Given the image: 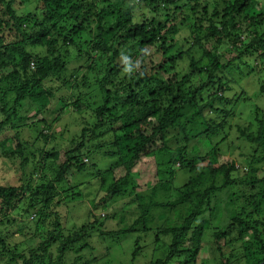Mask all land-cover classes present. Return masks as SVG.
<instances>
[{
  "label": "trees",
  "instance_id": "16d2710c",
  "mask_svg": "<svg viewBox=\"0 0 264 264\" xmlns=\"http://www.w3.org/2000/svg\"><path fill=\"white\" fill-rule=\"evenodd\" d=\"M30 1L38 2L41 10V14L35 12L32 18L17 14L21 0H0V136L7 134L6 137L14 140V147L0 141V158L16 166L19 179V184L0 185V264H67L70 254L75 255L72 264H86L79 255L92 249L86 231H95L103 239L135 233L140 228L149 231L148 215L153 208L162 207L175 216L166 217L163 221L166 228H157L156 237L169 235L171 243L168 254L156 259L155 264H170L179 256L192 259L198 254L209 227L205 219L196 227L192 224L209 208L215 194L230 186L231 175L237 172L234 161H220L221 146L227 138L224 136L228 131L226 120L235 114L225 108V103L231 104L227 96L229 86L219 73L228 69L239 55L253 57L252 52L259 51L260 59L264 60V12L259 1ZM89 18L91 24L83 26ZM185 31L190 37L189 41L185 40L188 47L174 55L178 47L174 37ZM46 43L54 46L49 54L42 51ZM224 44L232 51L231 59L225 64L219 54ZM74 50L78 53V63H85L89 72L96 70L91 53L97 54L99 59L105 57L107 62V74L93 90L98 92L96 99L100 100H95L97 105L91 108L97 124L91 130L83 128L81 142H74L73 148L53 153L48 148L50 136L39 130L42 124L48 127L44 119L53 106V88L46 83L60 79L57 74L63 72L60 69L67 60L66 54ZM184 59L189 62L179 78L175 66ZM89 77L92 79V73L81 74L80 79L88 82ZM93 85L88 84L91 88ZM255 99L259 100L257 96ZM85 102L75 98L74 112L90 109ZM222 104L223 108L219 109ZM28 121L35 122V126L29 128L34 132L30 144L22 142L18 132ZM117 122L121 126L120 133L111 142L85 148L84 138L89 132L94 134L99 126ZM255 122L258 125L256 136L249 131L253 123L238 131L248 146L256 144L264 153V116H256ZM173 132L178 136H172ZM179 136L184 144L170 150L169 140ZM189 143L193 145L186 148ZM107 146L111 149L106 154L117 159L112 169L124 172L119 179L112 176L107 195L123 197L132 193L135 188L131 174L146 160L155 162L160 181L147 189L148 192L134 195L138 217L128 230L106 232L102 229L103 222L93 229L91 224L95 225L97 218L89 225L65 229L58 210L65 203L62 194L68 188L67 185L60 187L65 183L64 176L71 168L77 173L89 171L86 170L88 160L83 157L92 159ZM258 146L256 152L260 154ZM257 153L247 158L249 167L251 163L260 164L262 157ZM167 156L170 159L166 160ZM175 164L187 176L185 182L176 187L164 183L165 176L174 175ZM89 168L96 170L92 164ZM47 173L52 175L50 180ZM253 173L250 169L244 176L243 185L251 184L249 192L243 193L244 199L234 198L240 199L241 209L245 210L246 205L252 207L251 212L242 215L232 209L229 230L218 229L211 236L219 264L264 262V178L257 180L256 176H248ZM39 175L43 178L41 183ZM96 179L102 190L104 177L98 175ZM255 183L261 190L252 194ZM120 184L128 186L118 191L116 187ZM81 187L87 185L81 184ZM160 190L168 192L164 200L163 196L158 199ZM99 205L100 202L94 203V210L104 211V206ZM41 228L45 232L41 233ZM39 233L40 240L25 246L26 238L34 240ZM138 241L139 238L136 243ZM137 252L135 249L132 260Z\"/></svg>",
  "mask_w": 264,
  "mask_h": 264
},
{
  "label": "rangeland",
  "instance_id": "374dc122",
  "mask_svg": "<svg viewBox=\"0 0 264 264\" xmlns=\"http://www.w3.org/2000/svg\"><path fill=\"white\" fill-rule=\"evenodd\" d=\"M28 1L30 2L29 4ZM28 1L21 0L16 9L17 14L30 16L31 18L35 17V12L41 14L40 4L38 2ZM258 1L261 5V10L264 12V0ZM35 8H37L36 11ZM88 24H91L90 18L83 23V26L86 27ZM244 37L245 36L242 35V38ZM247 38L248 37H246V42L249 40ZM189 39L188 31L183 32L180 36L174 37L178 45L174 55L182 50L184 51L188 47V43L185 42V40L189 41ZM60 45L61 41L59 40L56 48L59 49ZM53 48V45L50 46L46 43L42 51L43 53L49 54L52 52ZM76 51L77 50H74L72 53L66 54L67 60L63 68L60 69L63 72L57 74L60 79L54 83H46L48 87L53 88V99L51 100L53 106L51 105L44 119L45 124L49 128H45V125L42 124L39 130H44V134L50 136L48 148H50L53 153L56 150L73 148L75 146L74 142H81V130L83 128L91 130V128L97 124V118L91 108L97 105V103L94 102L95 100H97V102L100 100L96 99L98 97V92L93 90L97 87L96 83L107 74V62L105 57L99 59L97 54L91 53L90 58L96 61V70L89 72L85 63H78L80 60L78 53L75 54ZM252 53H254L253 57H249L247 54L243 56L239 55L237 59L232 60V65H230L228 69L222 70L219 73L221 80L224 82L227 81L228 84H225L229 86L227 96L230 97L229 101L231 104L225 103V108L229 112L231 111V114H235L233 117H230V115L228 120H226L228 122L226 123L228 124V131H226L224 136L227 138L225 143L221 146L220 161L222 163L234 161L237 165V172L232 173V182L230 186L216 193L211 200L209 208H205L204 213L196 217V221L192 224V227H196L202 219L208 220L209 224V229L207 228L205 231L206 236L203 238L198 254L192 259H185L179 256L173 259L170 264H219V260L214 251V245L210 242V240H212V234L217 232L216 230L218 229H222L223 231L229 230L232 225L229 220L232 209H237L242 215H246L252 210V207L247 205L245 210L241 209L239 207L241 203L240 199H234L235 196H240L244 199L243 193L249 192L248 190L251 184L247 186L243 184L245 180L244 176L249 173L250 169H253L254 173L248 176H256L257 180L264 178V153L256 144L254 147L248 146L245 141L242 140L240 132L238 131L239 129L242 131L246 126H249L250 123H253V126H251L253 128L249 131L256 136L258 134V125H256L255 117L264 116V60L260 59L259 51ZM219 54L224 64L232 57V51H230L227 44L219 48ZM187 62L189 61L184 59L176 63L175 73L179 75V78L183 76V73L186 71L184 67L188 65ZM87 63L90 64L91 61L88 59ZM90 73H92V79L89 77L88 82H83L80 79L81 74L89 75ZM68 81H71V83L68 84ZM65 83H67V85H65ZM90 83L96 86L93 85L91 88V86H88ZM87 86L88 88H82ZM135 89L136 88H134V90ZM241 92H243V94ZM255 96H257L259 100H256ZM75 98L86 101V106L90 107V109H83L79 111V113L74 112L75 108L72 106V102ZM248 98L251 99V103L248 102ZM222 106L223 105H220L219 109L223 108ZM41 118L43 117H39V119ZM105 118L107 119V116ZM1 121L2 114L0 112V122ZM35 122H37L36 119ZM35 122L28 121L25 123L24 128L18 130L22 142H27V144L31 143L34 132L29 128L35 126ZM120 127L118 122L113 125L106 123L99 126L96 133L91 134L89 132L84 138L85 148H92V146L99 142H111L114 136L119 135ZM6 135L7 134L0 136V141L14 147V140L12 137H6ZM172 136L178 135L176 132H173ZM201 143H203V141ZM183 144V138L179 136L176 139L169 140L167 146L170 150H175L176 148L182 147ZM190 145L192 146L193 144L189 143V146L186 148H190ZM257 146L260 149V154L257 153ZM109 149H111L110 146H107V149L106 147L101 149L100 152H96V156L92 159L83 157V159L86 158L88 160L86 164L89 165H87L86 170L89 171L77 173L74 168H71L64 176L65 183L61 184L60 187H65L67 185L68 188L62 194L65 203L62 204L58 210L61 215V224L65 229L72 230L73 227L79 228L82 225H89L91 224L90 222H94V218H97V223L95 225L91 224L93 229H97L100 226L99 222H103L104 225L102 229L106 232L120 229L128 230L130 225H132L134 220L138 217L136 208L137 202L134 199V195L144 191L148 192L149 188L160 181L159 174L156 172L154 165L155 162L153 163V161L146 160L142 162L143 164L139 163L131 174V179L134 184L133 187L135 188L132 193H127L123 197L115 196V194L107 195V186L113 183L112 176L115 179L124 176L123 170L112 169L117 159L116 157H109L106 154V151ZM254 153L259 154V158L262 157L259 159L260 164L251 163L252 166L249 167V165L246 164V160L247 158L250 159ZM168 159L170 158L168 157L166 160ZM91 164L96 168L95 171L89 168ZM173 167L175 169L174 175L169 177L165 176L164 183L174 187L181 186L185 182L187 176L184 172L178 170V165L175 164ZM110 171H114V173H109ZM98 175L103 176L105 180V187L102 190L98 188V184H100L96 179ZM51 176L52 175L49 173L46 175L49 180ZM39 179H41V183L43 179L41 175L38 176V180ZM255 181L256 180H254V182ZM256 182L258 183V181ZM40 183L36 182L35 184L40 185ZM257 183H255V189H251L252 191H250L252 194H254L253 191L257 192L261 190V186ZM14 184H19L16 166H13L12 162L0 158V185L10 186ZM81 184H86L87 187L84 188V186L83 189ZM78 185L80 186L77 188ZM125 186L128 185L120 184L116 187V190L121 191ZM78 193H80V195H78ZM158 195V199L163 196L164 200L168 192L163 193V190H160ZM244 196L246 197L249 195ZM102 198L103 200L101 202ZM233 199L235 205L232 204ZM170 200H172V198ZM96 202H100L99 206H104V211L102 210L100 212V208L94 210L93 204ZM171 215H173V213H170L169 209L166 207L153 208L146 221V226L149 231H143L140 228L136 230L135 233L123 234L114 238L106 236L107 238L103 239L100 238L99 233L88 230L86 233L90 238L88 242L92 249L80 253L79 255L82 257V260L84 259L86 264H155L156 259L158 260L168 254L171 243V237L169 235L156 237V231L157 228L158 230L166 228L167 225L163 224V221L166 217L172 219L173 217ZM107 216L108 218L106 219ZM14 229L15 227L12 228V230ZM40 232L43 233L45 230L41 228ZM41 233H39L34 240L26 238L25 246L29 247L34 245L40 240L39 237ZM137 238H139L138 243H136ZM18 240V238H15V241ZM135 249L138 250V254L135 259L132 260V254ZM74 258L75 255L70 254L67 264H72ZM90 261L93 263H90Z\"/></svg>",
  "mask_w": 264,
  "mask_h": 264
},
{
  "label": "water",
  "instance_id": "95a60500",
  "mask_svg": "<svg viewBox=\"0 0 264 264\" xmlns=\"http://www.w3.org/2000/svg\"><path fill=\"white\" fill-rule=\"evenodd\" d=\"M262 264H264V262Z\"/></svg>",
  "mask_w": 264,
  "mask_h": 264
},
{
  "label": "bare ground",
  "instance_id": "6f19581e",
  "mask_svg": "<svg viewBox=\"0 0 264 264\" xmlns=\"http://www.w3.org/2000/svg\"><path fill=\"white\" fill-rule=\"evenodd\" d=\"M223 105V104H222Z\"/></svg>",
  "mask_w": 264,
  "mask_h": 264
}]
</instances>
